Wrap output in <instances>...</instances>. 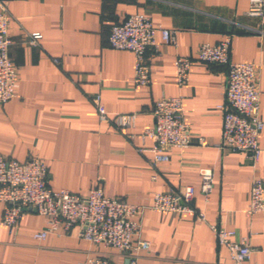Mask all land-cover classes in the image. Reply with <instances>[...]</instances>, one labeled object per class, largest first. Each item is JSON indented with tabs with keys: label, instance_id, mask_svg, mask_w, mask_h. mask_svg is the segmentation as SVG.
<instances>
[{
	"label": "crops",
	"instance_id": "1",
	"mask_svg": "<svg viewBox=\"0 0 264 264\" xmlns=\"http://www.w3.org/2000/svg\"><path fill=\"white\" fill-rule=\"evenodd\" d=\"M10 55L17 74L16 96L0 106V157L25 162L39 157L47 167L48 186L89 195L102 188L105 196L146 207L140 238L151 250L137 264H231L211 226L248 239L251 264H264V214L248 215L252 182L264 179V129L257 163L243 152L219 148L227 68L195 58L204 44L219 45L232 36L231 60L257 66L261 118L264 123V18L248 16L250 0H7ZM134 14L175 33L176 42L149 53L152 83L134 84L135 55L111 48V27ZM253 30L260 31L254 32ZM42 35L36 46L29 35ZM193 59L189 82L177 85L175 62ZM59 61L56 64L55 61ZM181 97L184 119L194 145L170 149V161L153 165L155 141L145 136L155 126L160 99ZM110 117L137 114L134 127L102 123L99 106ZM198 138L209 145L198 147ZM214 175L209 200L201 194V171ZM193 186L192 207L205 216L150 208L158 193ZM0 264H84L102 257L129 264L118 250L85 241L79 227L61 226L44 240L36 234L48 219L28 211L16 229L1 224Z\"/></svg>",
	"mask_w": 264,
	"mask_h": 264
},
{
	"label": "built area",
	"instance_id": "2",
	"mask_svg": "<svg viewBox=\"0 0 264 264\" xmlns=\"http://www.w3.org/2000/svg\"><path fill=\"white\" fill-rule=\"evenodd\" d=\"M248 16L264 18V0H250ZM10 12L7 0H0V106L10 103L16 96L17 74L10 55L13 44L9 31ZM254 32H260L253 30ZM161 36L163 43L174 44L175 33L154 26L143 14L129 16L126 21L111 27L110 45L118 51L135 55L134 84L148 87L152 83L149 53L159 51ZM232 36H227L219 45L204 44L200 47L197 61L206 65H220L227 68V84L224 101L219 106L223 114V129L219 148L222 151L243 152L257 163L261 157L259 137L264 129L261 118L260 92L258 90L257 66L254 63H235L231 60ZM42 35H29V44L36 46ZM59 64V61H55ZM193 59L179 57L175 62L177 85L184 87L189 82ZM99 106L102 123H114L119 128L135 126L137 114H122L110 117ZM184 101L181 97H164L154 107L155 126L146 131L155 145L149 152L153 165L170 161V149H189L194 145L190 129L184 119ZM205 138H198V147H207ZM47 167L37 156H30L25 162L10 157H0V203L5 205L1 224L16 229L28 211L48 219L45 231L36 234L37 240H44L61 226L69 232L79 227V237L90 243L104 245L121 252L129 264H137L141 252L151 250L148 241L140 238L142 219L146 207L130 204L118 198L105 196L102 188L93 189L89 195L74 194L66 189L54 190L48 186ZM200 192L208 201L214 189V175L209 169L201 171ZM197 194L193 186H186L178 192L158 193L150 208L175 214H190L200 222L205 216L198 213L192 203ZM248 215L264 214V179L252 182L251 202ZM220 246L228 249L231 264H251L254 249L248 239L237 240V233L218 226H211ZM84 264H112L108 259L97 257Z\"/></svg>",
	"mask_w": 264,
	"mask_h": 264
}]
</instances>
